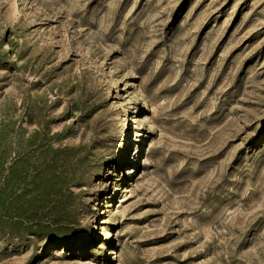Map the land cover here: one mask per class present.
<instances>
[{
    "label": "rangeland",
    "instance_id": "rangeland-1",
    "mask_svg": "<svg viewBox=\"0 0 264 264\" xmlns=\"http://www.w3.org/2000/svg\"><path fill=\"white\" fill-rule=\"evenodd\" d=\"M0 264H264V0H0Z\"/></svg>",
    "mask_w": 264,
    "mask_h": 264
},
{
    "label": "bare ground",
    "instance_id": "bare-ground-1",
    "mask_svg": "<svg viewBox=\"0 0 264 264\" xmlns=\"http://www.w3.org/2000/svg\"><path fill=\"white\" fill-rule=\"evenodd\" d=\"M126 118H127V123H126V122L123 123L124 135L127 133V132H126V129L129 130L128 132H129V135H130V133H131V129H133L134 120H133L132 116L129 115V114L126 116ZM143 120H144V119H143ZM131 121H132V125H131ZM133 138H134V134H133ZM144 143H146V141H145L144 139H142V140L140 141V144H138V146L136 147V148H137V150H136V154H137V155L141 152L142 145H143ZM124 145H125V144H124ZM135 161H137V159H136ZM102 235H104V234L99 235V237H101ZM111 239H112V235H111V233H108V237L106 238V240H107V241H110ZM112 242H113V241H112ZM108 250H109V251H108L109 254L115 252V248H113V247L108 248Z\"/></svg>",
    "mask_w": 264,
    "mask_h": 264
}]
</instances>
